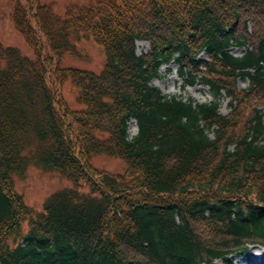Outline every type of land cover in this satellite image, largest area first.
<instances>
[{
    "label": "trees",
    "instance_id": "obj_1",
    "mask_svg": "<svg viewBox=\"0 0 264 264\" xmlns=\"http://www.w3.org/2000/svg\"><path fill=\"white\" fill-rule=\"evenodd\" d=\"M25 13L16 25L37 58L0 43V264H231L264 245V0H94L64 16L38 5L35 26ZM42 36L59 56L82 38L104 45L100 73L58 66L85 108L48 81ZM172 60L213 99L164 96L152 81ZM95 154L125 172L93 167ZM31 167L75 186L37 210L15 188Z\"/></svg>",
    "mask_w": 264,
    "mask_h": 264
},
{
    "label": "rangeland",
    "instance_id": "obj_2",
    "mask_svg": "<svg viewBox=\"0 0 264 264\" xmlns=\"http://www.w3.org/2000/svg\"><path fill=\"white\" fill-rule=\"evenodd\" d=\"M94 0H0V43L4 46H13L18 48L22 54L35 59L37 54L32 46L29 45L24 34L18 29L15 21V15L18 11L20 15H26L30 22L35 26L34 18L30 11H36L38 5L51 6L56 14L64 16L66 10L72 5H89ZM21 17V16H20ZM41 50V57L48 64V81L54 80L57 84L58 91L62 94L68 107L72 110H80L86 107V104L79 99L80 87L73 82L72 75L60 78V68H73L80 70H88L94 73H100L106 63V51L103 44L94 38H82L75 43V52H64L60 56L52 51L50 46L44 41ZM143 41V40H140ZM150 47L143 43H136L138 53H146ZM232 52L241 55L244 49L232 48ZM206 57V54H203ZM55 67V68H54ZM173 77V79H168ZM153 84L158 87L162 94L166 97H178L184 99H193L195 102H206L213 98L208 87L201 85L187 86L185 79L179 75V68L175 62L164 64L159 69V75L153 80ZM249 86L247 78L238 79V87L245 88ZM230 98L221 101L220 112L226 114L230 110ZM137 123L133 119L129 123V132L131 136L137 133ZM92 166L105 169L114 174H122L125 172L126 165L123 160L118 157H110L106 154H95L91 159ZM75 183L72 179L62 176L58 171L45 172L38 168L31 167L24 179L15 180V188L24 197V201L29 206L40 207L42 202L51 193L74 187ZM85 190L87 187L84 186ZM40 208H38L39 210ZM252 247V250L250 249ZM249 248V252L241 256H233L230 258L232 264H264V246L253 244ZM263 253L257 256V253ZM217 264H224L217 261Z\"/></svg>",
    "mask_w": 264,
    "mask_h": 264
},
{
    "label": "clouds",
    "instance_id": "obj_3",
    "mask_svg": "<svg viewBox=\"0 0 264 264\" xmlns=\"http://www.w3.org/2000/svg\"><path fill=\"white\" fill-rule=\"evenodd\" d=\"M137 43H143V44L148 45L150 47V41H138ZM214 127H218V126H214ZM206 135H208V133H206ZM209 138L211 139V138H213V136L210 135ZM230 147H234V146H230Z\"/></svg>",
    "mask_w": 264,
    "mask_h": 264
},
{
    "label": "bare ground",
    "instance_id": "obj_4",
    "mask_svg": "<svg viewBox=\"0 0 264 264\" xmlns=\"http://www.w3.org/2000/svg\"><path fill=\"white\" fill-rule=\"evenodd\" d=\"M168 79H173V77H168ZM251 250H252V247L250 248ZM263 253H261V252H259V253H257L256 255L257 256H260V255H262Z\"/></svg>",
    "mask_w": 264,
    "mask_h": 264
}]
</instances>
